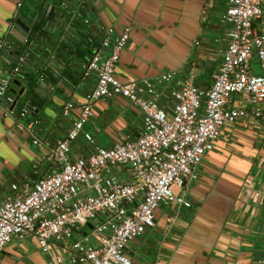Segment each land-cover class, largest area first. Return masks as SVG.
<instances>
[{
    "label": "crops",
    "instance_id": "crops-1",
    "mask_svg": "<svg viewBox=\"0 0 264 264\" xmlns=\"http://www.w3.org/2000/svg\"><path fill=\"white\" fill-rule=\"evenodd\" d=\"M226 1L88 0L82 21L89 23L79 26L82 36H73L64 27L53 31V20L45 27L37 24L38 12L48 0H0V78L19 65L10 85L17 100L15 108L35 106L28 119L39 120L36 136L48 143L35 145L30 133L17 127L0 106V199L14 195L12 183L54 170V163L45 156L71 128L85 94L95 85V74L83 75L81 64L108 28L116 35L130 27L115 67L121 82L152 78L169 70L208 88L229 39L221 23ZM16 18L29 29L23 46L30 63H20L19 42L10 34ZM42 57L46 59L43 64L33 67ZM251 70L260 72L255 57ZM69 100L74 107L65 117L61 110ZM248 120L224 126L197 165L198 177L181 191L174 187L190 202L189 207L160 205L154 210V226L129 244L130 264H264L258 262L264 259V119ZM83 129L96 144L111 146L140 133L141 111L121 95L100 98L93 102ZM89 150L80 135L70 145L72 157ZM24 163L29 165L27 173L22 172ZM116 174L128 180L126 168ZM5 185L9 189L3 188ZM26 238L28 246L37 249L28 251L22 244L21 250L30 256L22 264H46L49 254L42 252L34 239Z\"/></svg>",
    "mask_w": 264,
    "mask_h": 264
},
{
    "label": "built area",
    "instance_id": "built-area-1",
    "mask_svg": "<svg viewBox=\"0 0 264 264\" xmlns=\"http://www.w3.org/2000/svg\"><path fill=\"white\" fill-rule=\"evenodd\" d=\"M221 23L229 39L208 88L169 70L121 82L115 67L130 27L116 35L107 29L81 64L83 75L95 74V85L85 94L71 128L45 156L54 170L12 183L14 195L0 199V256L12 238L31 237L49 254L46 264H130L129 244L154 226L158 206L191 205L171 185L183 188L198 177L197 165L224 126L244 119L249 123V117L264 119L259 104L264 100V0H227ZM2 46L0 42V50ZM27 54L22 53L20 63H26ZM254 57L258 73L251 70ZM18 71L16 65L0 78V106L30 133L35 145L48 146L36 136L39 120L28 119L35 106L15 108L10 85ZM115 95L141 111V130L133 139L104 147L83 125L95 100ZM73 107V101H66L62 116ZM79 135L90 150L72 157L70 145ZM122 168L128 180L116 174Z\"/></svg>",
    "mask_w": 264,
    "mask_h": 264
},
{
    "label": "water",
    "instance_id": "water-1",
    "mask_svg": "<svg viewBox=\"0 0 264 264\" xmlns=\"http://www.w3.org/2000/svg\"><path fill=\"white\" fill-rule=\"evenodd\" d=\"M88 0H57L55 4L51 3V0L45 4L44 7H41L40 12H38L37 24L45 27L46 22L53 20V31L56 27L65 28L68 34L76 36V33H79L81 36L83 33L80 32V25H87L89 22L82 21V17L86 14ZM22 15V14H21ZM30 23L33 20L27 19ZM22 27V28H21ZM48 28V26H47ZM28 26L20 19L16 18L14 20L13 26L10 30V34L13 38L19 42V49L21 53H26V47L23 46L24 39L28 34ZM57 38L52 37V41H56ZM61 44H64V41H61ZM20 51L16 52V56ZM54 57L53 59H55ZM43 57L41 60H35L33 67H40L43 64ZM46 60V59H44ZM26 62L30 63L26 58ZM22 89L19 93H22Z\"/></svg>",
    "mask_w": 264,
    "mask_h": 264
},
{
    "label": "rangeland",
    "instance_id": "rangeland-1",
    "mask_svg": "<svg viewBox=\"0 0 264 264\" xmlns=\"http://www.w3.org/2000/svg\"><path fill=\"white\" fill-rule=\"evenodd\" d=\"M259 104L261 106H264V100H261L259 102ZM215 143V142H214ZM29 170V165L27 163H24L22 165V172L27 173ZM9 183H7L6 185H8ZM3 188L9 189V186H6ZM187 186V185H186ZM174 187H177L180 189H183L185 187H178L174 184L171 185V188L173 190V192L175 194H177V192L174 191ZM1 186H0V192H1ZM184 192V191H182ZM183 194V193H182ZM1 196V194H0ZM92 222L94 223V220H92ZM84 230H86L88 232V227H84ZM30 240L28 238H24V239H19V238H12V240L6 244L5 249L3 250L4 252H2L1 256H0V264H22L21 261H23L24 259H30V256L28 255L29 253L27 251H23L21 250L22 244H26L27 245V250L28 251H32V250H36L37 248L34 245H30L28 246ZM18 258H21L20 260ZM45 255L42 256V259L44 260Z\"/></svg>",
    "mask_w": 264,
    "mask_h": 264
},
{
    "label": "trees",
    "instance_id": "trees-1",
    "mask_svg": "<svg viewBox=\"0 0 264 264\" xmlns=\"http://www.w3.org/2000/svg\"><path fill=\"white\" fill-rule=\"evenodd\" d=\"M80 46V45H79Z\"/></svg>",
    "mask_w": 264,
    "mask_h": 264
}]
</instances>
